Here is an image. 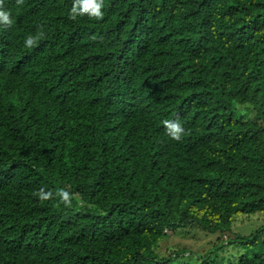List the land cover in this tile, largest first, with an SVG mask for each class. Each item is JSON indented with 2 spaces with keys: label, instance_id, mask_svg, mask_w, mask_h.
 Here are the masks:
<instances>
[{
  "label": "trees",
  "instance_id": "obj_1",
  "mask_svg": "<svg viewBox=\"0 0 264 264\" xmlns=\"http://www.w3.org/2000/svg\"><path fill=\"white\" fill-rule=\"evenodd\" d=\"M72 3L4 0L0 264H264V227L230 235L264 214V0ZM186 228L220 236L170 245Z\"/></svg>",
  "mask_w": 264,
  "mask_h": 264
},
{
  "label": "clouds",
  "instance_id": "obj_2",
  "mask_svg": "<svg viewBox=\"0 0 264 264\" xmlns=\"http://www.w3.org/2000/svg\"><path fill=\"white\" fill-rule=\"evenodd\" d=\"M17 5H23L24 0H15ZM104 0H73L71 9L68 13V19L76 21L78 17H87L89 20L100 21L104 18ZM13 25V19L11 13L4 9V0H0V27H11ZM44 36L42 27L36 36H28L25 39V47H35L38 40ZM166 135L179 142L182 136L185 134V129L178 120H165L163 121ZM38 197L41 202L48 201L50 199H56L57 207L63 205L64 207H71L72 195L69 191L61 188L58 189L55 194L50 191H45L43 188L33 193Z\"/></svg>",
  "mask_w": 264,
  "mask_h": 264
},
{
  "label": "rangeland",
  "instance_id": "obj_3",
  "mask_svg": "<svg viewBox=\"0 0 264 264\" xmlns=\"http://www.w3.org/2000/svg\"><path fill=\"white\" fill-rule=\"evenodd\" d=\"M235 116L239 117L238 114ZM244 116L243 118H247ZM264 227V214H254L250 216L240 215L234 219L231 224V233L232 236H245L256 233L260 228ZM183 230V229H182ZM180 233H187V236L183 235H173L172 238L168 239L170 245L172 246H188L192 250L204 251L209 248L213 243H215V238L220 236L219 233H203L200 231L190 230L188 228ZM186 235V234H185ZM228 237V234L221 236ZM210 242H212L210 244Z\"/></svg>",
  "mask_w": 264,
  "mask_h": 264
}]
</instances>
